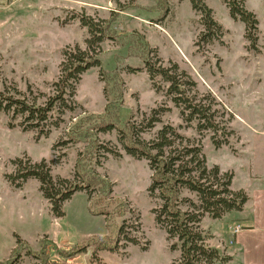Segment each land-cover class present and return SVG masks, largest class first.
Listing matches in <instances>:
<instances>
[{
  "label": "rangeland",
  "instance_id": "1",
  "mask_svg": "<svg viewBox=\"0 0 264 264\" xmlns=\"http://www.w3.org/2000/svg\"><path fill=\"white\" fill-rule=\"evenodd\" d=\"M167 1L166 15L158 0H0V90L14 86L39 105L53 95L63 51L87 47L88 31L76 16L111 21L115 36L101 46L102 67L82 76L74 98L76 110L66 112L58 128L46 125L48 136L25 132L20 118L13 120L0 112V262L10 260L18 247L16 264H42L35 255H42L45 243L46 252L62 264H173L178 260L179 252L171 249L152 212L158 204L149 192L148 161L128 155L120 143L117 129L126 128L133 116L130 124L141 133L140 139H154L163 125L171 124L202 146L210 168L218 165L233 174L235 189L264 185V0H246L258 20L256 51L245 38V24L231 18L223 0H205L223 28L224 44L211 46H196L203 28L191 0ZM142 48L154 49L164 65L177 64L190 75L203 105L213 101L217 134L199 135L194 125H187L167 97L168 84L161 78L156 79L162 89L157 92L146 72L126 70V65L143 66ZM163 108L170 110L161 115L162 123L148 128L152 110ZM57 118L54 112L52 119ZM105 121L117 129L99 131ZM109 149L122 156H110ZM19 158L46 161L55 176L75 183L92 175L106 179L112 184V193L106 196L118 200L126 214L120 216V208L105 201L110 214L94 215L93 201L79 190L64 203L65 216L54 217L37 180L30 179L22 189L8 181L6 175L15 173L13 162ZM55 158L61 161L52 163ZM234 221L227 214L220 220L206 216L202 223L208 246L229 258L223 264H232V252L222 232L227 227L231 231ZM121 227L118 251L99 250L103 240L111 244L118 239ZM77 246L83 250L74 257L61 256V251Z\"/></svg>",
  "mask_w": 264,
  "mask_h": 264
},
{
  "label": "trees",
  "instance_id": "2",
  "mask_svg": "<svg viewBox=\"0 0 264 264\" xmlns=\"http://www.w3.org/2000/svg\"><path fill=\"white\" fill-rule=\"evenodd\" d=\"M223 2L231 18L245 24V38L249 47L252 50H258V20L256 15L247 9L246 0H223ZM191 3L193 9L201 17L203 28L196 46H200L201 43L210 46L215 42L224 44L223 28L215 20L213 10L205 0H191ZM158 5L167 15L168 1L158 0ZM166 15H163V18ZM77 17L81 26L88 31L87 47L84 49L74 47L63 51L59 77L52 85L53 95L47 99L45 104L39 105L35 99L32 100L14 86L0 90V112L11 115L13 120L20 118V127L25 132L37 131L41 136H48L50 130L45 129L46 125L50 124L58 128L62 122V116L66 112L76 110L74 98L82 76L91 68L102 67L101 46L106 40L115 38L111 21H96L86 14H80ZM141 52L142 57L145 56L143 66L126 65V70L129 73L146 72L157 92L162 91L156 82L157 78H161L168 84L166 95L180 110L183 121L187 125H194L199 135L205 131L217 134L220 129L215 111H213L214 103L212 101L208 105L202 104V98L200 99L194 93L196 83L190 75L181 71L177 64L164 65L154 49L144 50L142 48ZM31 91L29 90V93ZM169 110L170 108L153 109L148 128H154L156 124L162 123L161 115ZM54 112L58 115L56 120L52 119ZM130 121L123 129H117L115 124L105 121L100 124L98 130L111 132L117 129L120 143L126 153L135 159L148 161L152 180L149 192L153 202L158 204L152 212L157 225L166 231L168 240L171 241V249L179 252V258L173 264H223L228 262L229 258L224 257L218 248L208 246L202 223L206 216L220 220L227 214L242 212L249 201L246 191L233 187V174L230 172H223L218 165L210 168L202 146L186 139L178 128L165 124L156 138L142 140L140 139L141 133H138ZM10 126L14 128L13 125ZM213 140L219 147V142L216 139ZM99 147V144L96 145L95 156ZM107 152L110 156L117 158L122 156L120 152L111 149ZM60 161V158H55L52 163ZM13 165L16 171L14 174L6 175L8 181L16 189H22L30 179L37 180L39 191L43 198L49 201L52 214L56 218L65 216L64 203L79 190L86 191L90 200L93 201L94 215L107 216L110 214L109 209H106L107 201L120 208L121 211H117L120 216L125 213V209L116 204L118 200L109 199L106 196L111 195L112 184L98 175L88 177L83 183H75L68 178L55 176L51 165L46 161L34 163L30 159L19 158L13 162ZM122 230L123 227L120 228L118 239L110 241L111 244L108 242L104 244L103 240L99 245V250L117 252L120 247L119 238ZM48 246L47 243L43 244L42 255L35 256L41 259L42 264H62L53 259L50 252H46ZM82 250L83 248L78 249L77 246L60 253L61 256L69 258ZM18 258L17 247L11 259L7 262H0V264H16Z\"/></svg>",
  "mask_w": 264,
  "mask_h": 264
},
{
  "label": "crops",
  "instance_id": "3",
  "mask_svg": "<svg viewBox=\"0 0 264 264\" xmlns=\"http://www.w3.org/2000/svg\"><path fill=\"white\" fill-rule=\"evenodd\" d=\"M244 190L249 193L244 210L229 214L243 229L233 235L227 227L222 234L232 252V264H264V185Z\"/></svg>",
  "mask_w": 264,
  "mask_h": 264
},
{
  "label": "built area",
  "instance_id": "4",
  "mask_svg": "<svg viewBox=\"0 0 264 264\" xmlns=\"http://www.w3.org/2000/svg\"><path fill=\"white\" fill-rule=\"evenodd\" d=\"M242 229L243 227L241 225L236 224L234 227L231 228V232L233 235H237Z\"/></svg>",
  "mask_w": 264,
  "mask_h": 264
}]
</instances>
